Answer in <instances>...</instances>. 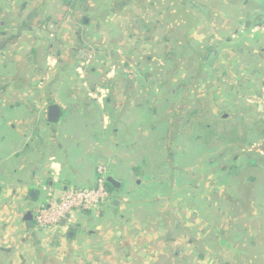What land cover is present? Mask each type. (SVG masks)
<instances>
[{
  "label": "crops",
  "instance_id": "crops-1",
  "mask_svg": "<svg viewBox=\"0 0 264 264\" xmlns=\"http://www.w3.org/2000/svg\"><path fill=\"white\" fill-rule=\"evenodd\" d=\"M263 16L264 0H0V264H264V150L231 157V171L194 169L175 100L157 101L164 73L144 64L175 63L184 47L188 64L203 55L235 84L264 52ZM168 80L175 97V69ZM230 84L234 102L209 111L242 110L251 85ZM99 167L120 183L107 202L34 225L37 206L94 186Z\"/></svg>",
  "mask_w": 264,
  "mask_h": 264
},
{
  "label": "rangeland",
  "instance_id": "rangeland-1",
  "mask_svg": "<svg viewBox=\"0 0 264 264\" xmlns=\"http://www.w3.org/2000/svg\"><path fill=\"white\" fill-rule=\"evenodd\" d=\"M87 56V60L92 59V52L86 51L85 52ZM145 54H149L152 56L155 53L152 50H146ZM164 55V54H162ZM250 56H253L257 60L255 61L256 64L246 62L245 65L248 66L251 70L255 69L258 77L254 76L256 73L247 71L246 72V78H243L241 80L234 81L235 84H232L230 79L224 77L222 79L220 75V71L218 72L216 69L215 63H206L204 62L206 58L202 55L200 60V63H192L188 64L185 61V58L187 56L186 49L178 48L177 49V60L175 63H171L170 65L167 64L165 67L158 64L156 61L152 60L149 63H144L146 66L148 65V69L150 71L154 70H161L164 73V77L160 79V92H158L156 95H158V100L162 104H168V101L171 97V102L175 100L176 102V117H177V124L176 131L178 135H186L190 137L191 139V145H192V155L193 158H187V163L189 165H193L194 169H197V171L201 172H209L212 173L213 170H216V168L224 166H230L231 163V157L232 155L222 154L218 155V150H209L212 151L208 155L204 154L203 156L200 155L202 153V149H200V144L204 145L203 137L205 136V124H212L214 120H219L220 122H223L222 120L226 119V125L229 126L230 124L234 123L237 124L241 122L242 120H250L253 118H258L262 115L261 113L264 112L260 111L257 112L256 106L258 104L263 103V95L257 94V91L260 87H264V52H261L260 48H257L253 51V54H250ZM207 59H210L207 58ZM208 61V60H207ZM84 62V61H83ZM88 62V61H87ZM208 64V65H207ZM86 66V65H85ZM192 66V67H191ZM203 66V67H202ZM84 67V66H83ZM200 67L202 69H200ZM206 68V69H204ZM172 69H175L176 71V96L174 97L168 92L169 87V70L172 71ZM205 71H204V70ZM83 70V69H82ZM198 70V71H197ZM202 71L203 74H207L208 78L203 79L200 76V72ZM254 73V74H253ZM231 83V84H230ZM235 86V87H245L246 85H251V88L245 90L246 92L242 91V94L237 96V102L236 104L242 108V110H238L236 105H227L225 106L224 110L219 109L217 111H209L207 108L210 107V105L217 104L218 100H220L222 97H224L227 101H231L234 97L229 96L227 94V86ZM223 87L224 89V95L220 96H213L212 92H216L217 87ZM253 87H258L253 88ZM256 89V90H254ZM215 90V91H213ZM251 99L253 102L252 104L247 107L244 106L245 99ZM234 102V101H231ZM194 110H197L196 113H194ZM225 114V116H223ZM250 143L246 144L244 146V149H251V152L253 153L254 157L255 154H258L259 151L264 150V142L262 143V139L256 140L255 138H250ZM187 141V140H186ZM186 141H184L183 137H178V155H177V161L178 165L183 164L180 163L181 161H184V157L181 156L179 153L184 150L186 146ZM189 145V142L187 143ZM205 146V145H204ZM207 149V148H206ZM208 150V149H207ZM259 150V151H258ZM257 156V155H256ZM181 160V161H180ZM212 162V163H211ZM209 163V166H208ZM211 168V169H210ZM196 184V183H195ZM194 189V188H193Z\"/></svg>",
  "mask_w": 264,
  "mask_h": 264
},
{
  "label": "built area",
  "instance_id": "built-area-1",
  "mask_svg": "<svg viewBox=\"0 0 264 264\" xmlns=\"http://www.w3.org/2000/svg\"><path fill=\"white\" fill-rule=\"evenodd\" d=\"M254 30H264V16L261 24L255 26ZM82 65L78 68L80 74L83 69ZM106 177V168L99 167L94 186L87 188L69 187L57 197L50 195L44 203L34 210V225L37 228L52 227L59 224L66 215H68L66 221H69L71 214L76 210H88L101 206L110 199Z\"/></svg>",
  "mask_w": 264,
  "mask_h": 264
},
{
  "label": "trees",
  "instance_id": "trees-1",
  "mask_svg": "<svg viewBox=\"0 0 264 264\" xmlns=\"http://www.w3.org/2000/svg\"><path fill=\"white\" fill-rule=\"evenodd\" d=\"M196 111L194 110V113ZM261 114L263 115L264 112ZM222 121L220 122L217 119L210 125H204L206 132L203 142L208 150H218V155L229 153L233 158L248 153L244 149V146L250 143V138H255L256 140L262 139V143L264 142V116L242 120L237 124L232 123L229 126L226 125V119ZM254 158L257 160L261 159L262 156L255 154ZM224 169L231 171L232 166H224ZM106 185L110 191L111 186L109 184Z\"/></svg>",
  "mask_w": 264,
  "mask_h": 264
},
{
  "label": "water",
  "instance_id": "water-1",
  "mask_svg": "<svg viewBox=\"0 0 264 264\" xmlns=\"http://www.w3.org/2000/svg\"><path fill=\"white\" fill-rule=\"evenodd\" d=\"M60 115H61V111H60V107L58 105L50 104L47 107V121L48 122H50V123L56 122L58 120V118L60 117ZM106 182H107V184H109L110 186H112L114 188L120 187V183L110 175L106 177ZM67 218H68V215H66L63 219H61L60 223L65 224ZM24 220L27 222V225H30V222L32 220L31 212H27V214H25Z\"/></svg>",
  "mask_w": 264,
  "mask_h": 264
}]
</instances>
